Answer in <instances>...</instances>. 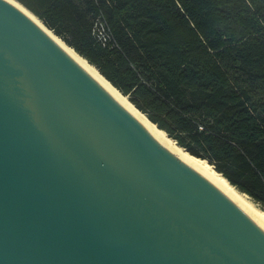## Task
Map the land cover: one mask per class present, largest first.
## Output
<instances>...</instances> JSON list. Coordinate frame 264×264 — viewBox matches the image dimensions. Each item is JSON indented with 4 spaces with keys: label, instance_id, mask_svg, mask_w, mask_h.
<instances>
[{
    "label": "water",
    "instance_id": "obj_1",
    "mask_svg": "<svg viewBox=\"0 0 264 264\" xmlns=\"http://www.w3.org/2000/svg\"><path fill=\"white\" fill-rule=\"evenodd\" d=\"M0 264H264V231L0 0Z\"/></svg>",
    "mask_w": 264,
    "mask_h": 264
},
{
    "label": "trees",
    "instance_id": "obj_2",
    "mask_svg": "<svg viewBox=\"0 0 264 264\" xmlns=\"http://www.w3.org/2000/svg\"><path fill=\"white\" fill-rule=\"evenodd\" d=\"M17 1L264 209V0Z\"/></svg>",
    "mask_w": 264,
    "mask_h": 264
},
{
    "label": "bare ground",
    "instance_id": "obj_3",
    "mask_svg": "<svg viewBox=\"0 0 264 264\" xmlns=\"http://www.w3.org/2000/svg\"><path fill=\"white\" fill-rule=\"evenodd\" d=\"M20 12L49 41H51L67 58L81 69L114 103L127 115L133 118L160 145L188 163L196 171L207 178L222 191L248 218L264 231V209L249 199V197L232 186L225 177L218 173L207 161L195 157L185 151L169 138L163 130L157 128L145 114L139 111L126 96L107 81L98 70L86 59L81 57L61 38L48 29L42 21L16 0H4Z\"/></svg>",
    "mask_w": 264,
    "mask_h": 264
},
{
    "label": "built area",
    "instance_id": "obj_4",
    "mask_svg": "<svg viewBox=\"0 0 264 264\" xmlns=\"http://www.w3.org/2000/svg\"><path fill=\"white\" fill-rule=\"evenodd\" d=\"M91 33L96 42L102 46H105L107 41L111 38L108 27L100 16L95 20Z\"/></svg>",
    "mask_w": 264,
    "mask_h": 264
},
{
    "label": "rangeland",
    "instance_id": "obj_5",
    "mask_svg": "<svg viewBox=\"0 0 264 264\" xmlns=\"http://www.w3.org/2000/svg\"><path fill=\"white\" fill-rule=\"evenodd\" d=\"M17 1V0H16ZM21 4V3H20ZM22 5V4H21Z\"/></svg>",
    "mask_w": 264,
    "mask_h": 264
}]
</instances>
